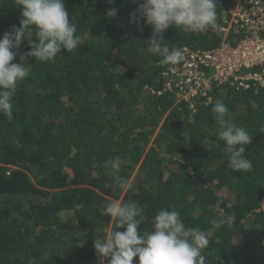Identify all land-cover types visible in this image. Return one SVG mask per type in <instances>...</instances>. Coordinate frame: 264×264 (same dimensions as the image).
<instances>
[{
  "label": "trees",
  "instance_id": "obj_1",
  "mask_svg": "<svg viewBox=\"0 0 264 264\" xmlns=\"http://www.w3.org/2000/svg\"><path fill=\"white\" fill-rule=\"evenodd\" d=\"M234 2L216 0L220 27ZM64 5L80 44L52 62L27 58L31 75L18 85L13 119L0 114V264H100L94 242L116 230L102 214L113 200L144 206L141 232L152 230L157 210L179 211L207 232L206 264H264V87L227 82L212 86L209 102L177 103L163 91L161 57L144 44L153 29L133 16L134 0ZM111 8L114 17L106 15ZM20 10L17 0H0V36L19 26ZM249 35L236 25L226 33L172 26L163 39L170 48L208 50ZM29 50L23 41L13 63ZM217 99L253 137L245 149L250 171H232L216 146L223 144L211 111ZM116 157L131 161L120 175L134 191L104 187L112 181L104 163ZM224 213H234L235 224L209 231Z\"/></svg>",
  "mask_w": 264,
  "mask_h": 264
},
{
  "label": "clouds",
  "instance_id": "obj_2",
  "mask_svg": "<svg viewBox=\"0 0 264 264\" xmlns=\"http://www.w3.org/2000/svg\"><path fill=\"white\" fill-rule=\"evenodd\" d=\"M17 3L21 9L19 26L13 25L0 36V114L8 120L13 119L18 85L31 75L33 65L26 64L27 58L52 62L62 50L72 52L80 44L77 25L71 22L64 0H17ZM134 3L138 7L133 16L138 15L153 29L144 44L148 52L159 54L162 66L177 65L183 60L182 51L175 46L170 48L163 39L165 30L172 26L195 33H205L209 28L222 30L217 23L216 0H134ZM117 12L118 9L111 8L106 15L114 17ZM25 40L30 50L13 63ZM211 111L217 125L216 138L223 142L216 146H222L228 168L234 172L250 171L253 164L246 157L245 149L253 137L247 129L233 122L222 99L215 101ZM122 163L130 165L131 161L120 157L105 161L104 167L110 170L112 181L104 187L134 191L133 183L120 175ZM102 214L116 221V230L106 237L95 238L94 249L100 264L106 259L108 264H133L134 258H138V264H206L207 232L188 226L177 210H157L150 221L152 230L146 232L139 230L148 219L139 201L113 200L102 207ZM235 222L234 213H224L210 220L209 231L222 230ZM121 228L125 230L118 231Z\"/></svg>",
  "mask_w": 264,
  "mask_h": 264
},
{
  "label": "built area",
  "instance_id": "obj_3",
  "mask_svg": "<svg viewBox=\"0 0 264 264\" xmlns=\"http://www.w3.org/2000/svg\"><path fill=\"white\" fill-rule=\"evenodd\" d=\"M231 25L251 35L208 50L182 46L183 60L164 66L163 91L174 94L177 103L193 108L200 97L209 102L212 86L227 82L264 87V37L260 35L264 32V0H236L225 12L220 31L226 33Z\"/></svg>",
  "mask_w": 264,
  "mask_h": 264
}]
</instances>
